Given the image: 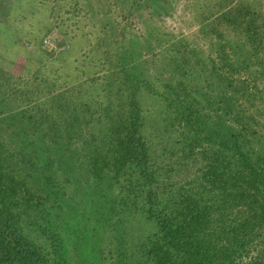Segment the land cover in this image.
I'll list each match as a JSON object with an SVG mask.
<instances>
[{"label": "rangeland", "instance_id": "rangeland-1", "mask_svg": "<svg viewBox=\"0 0 264 264\" xmlns=\"http://www.w3.org/2000/svg\"><path fill=\"white\" fill-rule=\"evenodd\" d=\"M213 1L223 0H0V157L8 155L3 172L10 175L11 152L28 153L32 162L2 185L9 188L6 196L11 201L24 187L17 181L32 183L33 188L20 195L25 204L33 197V206L39 196H47L49 203L56 194L64 193L67 198L76 191L86 210L72 203L74 207L57 219V232L62 243L69 245L72 264H160L158 258L168 253L148 215L145 199L127 197L118 186L124 182L120 176L112 191L115 210L108 211L103 196L94 193L93 185L100 181L93 173L94 162L90 167L81 166L82 159L87 161V156L96 152L100 156L96 165L109 173L117 145L130 137L126 130L117 132V121L131 131L151 135L153 142L160 141L158 150L163 154L159 159L167 157L168 162L180 166L183 163L179 173L155 175L164 205L178 204L186 194L184 188L191 185L189 181L193 183L199 175L184 157L188 150L180 149L185 140L183 131L196 134L211 129L217 134L229 129L234 136H247L249 149L260 158L253 164L247 162L250 167L245 169L264 178V41L260 40H264V25L258 24L260 37L254 34L251 43L258 53L242 59L226 44L238 48L239 43L217 35L221 30L230 34V15L241 21V13H257L264 24V0H233L223 12L211 8ZM108 2L116 21L98 12ZM111 21L122 33H112ZM130 36L136 41V66L120 69L119 59L126 62L129 58L121 48L129 46ZM45 39L53 45L48 46ZM108 42L111 45L107 47ZM227 56L229 61H223ZM53 77L58 82L67 78L68 91L76 87L70 94L73 105L80 109L76 132L72 126H62L59 133L50 127L39 130L33 119L26 121L19 116V109L33 101L50 108L48 100L53 92L44 79ZM5 86L11 91L8 100L2 98ZM149 118L155 127L144 128ZM174 140L180 142L178 149L171 147ZM206 144L213 150L219 148L208 139L195 144L193 151ZM93 179L96 181L88 187L87 182ZM102 215L110 218L99 241L80 243L89 221L96 225L92 230L102 229Z\"/></svg>", "mask_w": 264, "mask_h": 264}, {"label": "trees", "instance_id": "trees-1", "mask_svg": "<svg viewBox=\"0 0 264 264\" xmlns=\"http://www.w3.org/2000/svg\"><path fill=\"white\" fill-rule=\"evenodd\" d=\"M232 1L223 0L221 3L213 1L211 8L216 7L214 8L216 11L223 12ZM109 9H111V2L103 3L98 12L105 14L108 20H110L108 18L110 16L116 21L117 17L113 16ZM244 14L245 12L241 13V21H234L230 15L228 19H230L229 24L232 25L229 28V35L223 33V30L218 32L219 28L215 26L217 35L222 36L223 40L228 39L231 42L239 43L238 48L233 47L234 44H226L241 59L247 54L251 57L258 53L257 47L251 43L254 34L260 37L259 33H256L258 24L264 25L258 19L262 16L257 13L247 12ZM124 24L126 25V23ZM115 26L117 25L111 21L110 30L112 33H122V30ZM43 39L41 38L40 41ZM129 39V46L117 48V52L121 48L124 56H129L128 59H125L126 62L119 59L117 66L120 69L128 68L130 70L131 67L136 66L133 64L136 41L131 36ZM260 40L264 41L261 37ZM110 45L111 42H108L107 47ZM37 46H39L38 43ZM223 48L222 46L221 49L224 50ZM67 49L68 47L60 53H64ZM106 51L107 55H110L109 49ZM112 52H115L114 48ZM223 61H229L228 56ZM125 63L130 66H126ZM44 80L53 92L48 100L50 108H46L43 102L40 104L33 101L31 105L19 109V116L26 121L33 119L34 125H39V130L50 127L59 133L61 129H64L62 126H72V130L76 132V119L80 109H78V104L73 105L70 97V94L74 92L73 88L76 87L71 86L68 91L67 78L65 77L63 82H58L57 77ZM57 86L63 88L56 90ZM134 89L137 90L138 86L135 85ZM10 94V88L5 86L2 98L8 100ZM60 119L65 121L62 122ZM66 121L70 122L69 126H66ZM146 123L144 128L147 125L155 127L154 120L150 118ZM115 126L117 132L126 130L130 137L126 141L121 140L117 145V154L113 156L115 161L111 162L109 173L105 172L102 165H96L97 162H100L98 160L100 156L96 152L89 154L87 161L80 159L81 166L90 167L89 164L94 162L93 167L96 169L93 168V173L99 176L100 181L93 179L87 182V185L90 187L96 181L93 185L94 193L103 196L108 211L115 210L116 202L112 197V191L120 176L124 182L118 186L127 193V197L131 195L132 198L140 196L145 199L149 206L148 215L156 223L160 240L168 251L167 255L158 258V263L264 264V178H259L254 172L249 174V171L245 169L250 167L247 162L253 164L254 160L258 162L260 158L249 149L247 136L240 133L234 136L233 131L229 129L217 134L211 129H202L196 134L183 131L182 135L185 140L182 144L174 140L171 147L178 149L180 144V149L188 150L184 157L191 162V166L195 167L194 170L199 175L195 177L193 183L189 181L191 185L184 188L186 194L180 202L174 206H168L159 200L161 191H159V183L156 182L155 175L158 173L168 177L170 171L179 173L183 163L180 166L176 162H168L167 157L159 159L163 154L158 150V145L161 142L151 141V135L145 132L141 134L135 129L131 131V127L123 124L121 120L117 121ZM142 127L143 124H140L141 130ZM203 130L205 132L201 136L200 132ZM242 131L245 132L243 129ZM137 135L139 137H136ZM211 135H214L213 139ZM204 139H210L213 144H219V148L213 150V147L206 144L199 150L201 152L196 151L195 153L193 147L197 143L202 144ZM208 152L211 155H207ZM213 152L218 153L214 156ZM197 154H201V156H197ZM18 155H21L22 158L19 159ZM28 155V153L11 152L10 175L7 176L3 170L7 167L8 155L0 157V264H72L68 258L69 245L65 242V245L62 243V237L57 232L60 226L57 219L66 214L72 203L78 204L74 206L81 205L79 204L80 196L76 194V191L67 198H64V193L56 194L53 201L49 203L46 201L47 196H39L38 202L33 206L31 204L33 197H28L27 204H25L24 196L20 195L25 189L33 188V184L28 185L17 181L16 183L24 187L17 191L18 194H15L11 199V201L14 200L13 204L9 195L6 196L10 194V191L8 187L2 185L3 181L5 179L9 181L10 177L13 178L14 175H17L16 173L21 168L26 167V163L31 165V160L27 159ZM79 157L80 155L75 159L77 160ZM109 159L111 157L106 159L107 163L110 162ZM52 181L57 183L56 178ZM257 181L260 183L255 186ZM161 189L163 190V188ZM101 190L102 192H100ZM82 207L86 210L84 204L80 206L81 210ZM99 218L103 222V225L100 226L103 230H92L96 225L89 221L85 232L82 233L83 237L80 243L88 245L90 240L97 243L100 234L106 232L104 229L108 226L110 217L102 215ZM109 229H115V226L109 227ZM77 231L75 229L74 233ZM157 244L155 251L158 248ZM158 256L157 254L156 257Z\"/></svg>", "mask_w": 264, "mask_h": 264}, {"label": "built area", "instance_id": "built-area-1", "mask_svg": "<svg viewBox=\"0 0 264 264\" xmlns=\"http://www.w3.org/2000/svg\"><path fill=\"white\" fill-rule=\"evenodd\" d=\"M44 42L48 45V46H52L53 43L49 40V39H45Z\"/></svg>", "mask_w": 264, "mask_h": 264}]
</instances>
